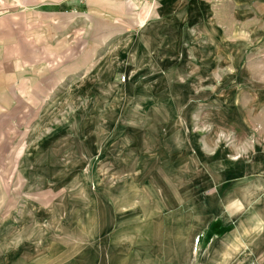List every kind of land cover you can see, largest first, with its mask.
<instances>
[{"label":"rangeland","instance_id":"374dc122","mask_svg":"<svg viewBox=\"0 0 264 264\" xmlns=\"http://www.w3.org/2000/svg\"><path fill=\"white\" fill-rule=\"evenodd\" d=\"M77 1L0 0V264H264V0Z\"/></svg>","mask_w":264,"mask_h":264},{"label":"crops","instance_id":"0c3cea01","mask_svg":"<svg viewBox=\"0 0 264 264\" xmlns=\"http://www.w3.org/2000/svg\"><path fill=\"white\" fill-rule=\"evenodd\" d=\"M77 3L80 4V1L78 0L76 4ZM87 3L92 4V6L98 10L105 9L106 6H109V8H113L117 11L115 12V17L117 18L124 17L119 12H126L128 22L134 26L140 27L136 33L131 34L136 35V42H131L128 45L129 48L125 46L127 48H124V50L128 49L134 52L157 50L159 48L154 46L155 43H153L155 41V36L156 38L157 36L163 37V40L166 41L162 42L164 45H172L170 47L162 46L160 48L161 50H164V48L166 50H174V47L176 48L180 44V5L184 3V0H156L153 4L146 3L144 0H87ZM185 3L188 4L189 8L186 20L188 24L198 30L199 26L207 20L205 3L196 0H187ZM116 34H122V32ZM116 34L114 33V35ZM198 37L199 36H196L194 40L200 42L201 39ZM183 40L186 41L187 39L184 37ZM97 49L100 50L101 47ZM106 73L110 74L111 78L107 83L111 86V84H113V69H107ZM136 74V72L129 74L131 79V87L128 90L131 93L130 96L132 95L134 84L137 80ZM124 93L128 92L125 91ZM126 96L128 97L129 95ZM0 113H4V111Z\"/></svg>","mask_w":264,"mask_h":264},{"label":"built area","instance_id":"2783aa9c","mask_svg":"<svg viewBox=\"0 0 264 264\" xmlns=\"http://www.w3.org/2000/svg\"><path fill=\"white\" fill-rule=\"evenodd\" d=\"M146 3H150L153 4L154 2H156V0H144ZM126 81V76H122L121 77V82H125Z\"/></svg>","mask_w":264,"mask_h":264}]
</instances>
